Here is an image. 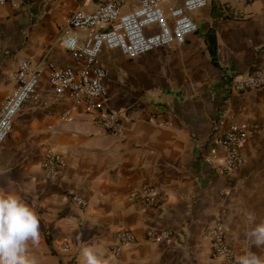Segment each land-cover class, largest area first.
I'll return each mask as SVG.
<instances>
[{
	"label": "crops",
	"instance_id": "obj_1",
	"mask_svg": "<svg viewBox=\"0 0 264 264\" xmlns=\"http://www.w3.org/2000/svg\"><path fill=\"white\" fill-rule=\"evenodd\" d=\"M95 6L89 0L0 3V100L15 89L23 60L42 71L39 99L17 114L0 147V190L14 192L40 219L41 239L28 254L36 264H79L80 250L91 246L105 253L106 264H223L207 236L218 214L236 257L259 253L244 233L247 213L264 219V88L229 94L227 87L232 77L264 72V0H208L194 13L198 30L181 45L135 59L104 50L105 108L119 111L122 136L49 84L51 65L83 64L61 36L69 32L82 42L85 32L71 28L69 16ZM68 110L73 120L61 121ZM231 122L250 133L243 166L225 174L214 164L225 156L215 138ZM49 148L67 162L55 178L42 166ZM143 183L159 192L147 209L131 197ZM148 229H169L172 237L154 241ZM126 230L139 242L116 254Z\"/></svg>",
	"mask_w": 264,
	"mask_h": 264
},
{
	"label": "built area",
	"instance_id": "obj_2",
	"mask_svg": "<svg viewBox=\"0 0 264 264\" xmlns=\"http://www.w3.org/2000/svg\"><path fill=\"white\" fill-rule=\"evenodd\" d=\"M94 8L80 7L69 16L68 24L73 29L85 32L82 42L69 32L61 36V43L83 61L81 66H50L49 84L57 94L68 93L73 99L83 102L93 121L112 134H125V124L117 110L105 108L108 90L105 80L108 70L103 64L104 50H119L130 59H135L153 50L181 45L198 30L194 13L207 6L208 0H89ZM7 0H0L3 4ZM42 71L23 60L16 73V87L12 94L0 100V147L13 129L14 119L31 100L40 97L39 85ZM264 88V72L256 71L244 76L229 79L227 92L241 94L249 89ZM61 121H72L68 110L60 116ZM249 129L231 122L225 131L217 135L215 143L225 151L224 158L215 165L225 174L239 170L244 164L242 147L249 136ZM214 162L213 160H210ZM67 162L65 156L49 148L43 170L47 178L61 174ZM159 192L150 183H143L131 191V197L139 201L144 209L151 206ZM80 205L87 201L74 196ZM226 225L220 214L209 223L207 236L211 242L213 254L223 264H235L234 248L228 243ZM146 236L151 240H163L172 237L169 229H148ZM122 243L113 251L118 254L127 244L138 243L136 236L129 230L122 233ZM68 242L63 248H69Z\"/></svg>",
	"mask_w": 264,
	"mask_h": 264
},
{
	"label": "clouds",
	"instance_id": "obj_3",
	"mask_svg": "<svg viewBox=\"0 0 264 264\" xmlns=\"http://www.w3.org/2000/svg\"><path fill=\"white\" fill-rule=\"evenodd\" d=\"M245 237L258 252L246 250L235 264H264V219L255 213L245 217ZM41 239L40 219L35 210L12 191L0 190V264H36L29 253ZM105 253L85 246L80 250L79 264H106Z\"/></svg>",
	"mask_w": 264,
	"mask_h": 264
}]
</instances>
